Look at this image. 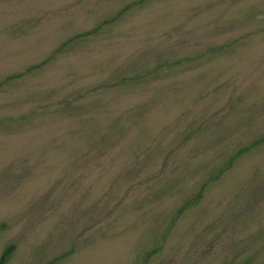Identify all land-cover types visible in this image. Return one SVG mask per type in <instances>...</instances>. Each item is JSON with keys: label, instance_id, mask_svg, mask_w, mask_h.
<instances>
[{"label": "rangeland", "instance_id": "rangeland-1", "mask_svg": "<svg viewBox=\"0 0 264 264\" xmlns=\"http://www.w3.org/2000/svg\"><path fill=\"white\" fill-rule=\"evenodd\" d=\"M7 264H264V0H0Z\"/></svg>", "mask_w": 264, "mask_h": 264}, {"label": "trees", "instance_id": "trees-1", "mask_svg": "<svg viewBox=\"0 0 264 264\" xmlns=\"http://www.w3.org/2000/svg\"><path fill=\"white\" fill-rule=\"evenodd\" d=\"M11 252L12 251L9 248H5L3 250V252L0 254V264H7Z\"/></svg>", "mask_w": 264, "mask_h": 264}]
</instances>
